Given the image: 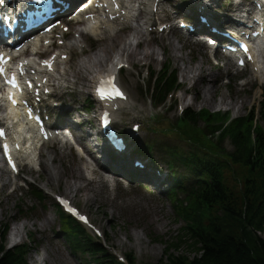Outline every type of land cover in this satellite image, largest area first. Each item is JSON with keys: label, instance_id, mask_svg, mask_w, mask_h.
<instances>
[{"label": "rangeland", "instance_id": "1", "mask_svg": "<svg viewBox=\"0 0 264 264\" xmlns=\"http://www.w3.org/2000/svg\"><path fill=\"white\" fill-rule=\"evenodd\" d=\"M123 39H125V37L123 36L119 37L116 44H114L113 46L115 47ZM154 50L157 52V59L159 60L160 57L162 59L161 51L156 45H154ZM176 53L179 56L182 55L180 51H176ZM199 53L202 54L201 49L199 50ZM186 61L187 62L185 66L187 67V69H190L191 66V70H192V72H187L188 77L192 73L201 72L203 74V79L197 81V89L199 93L197 95H195V90L193 94V91L190 89L191 85H193V82L185 81L186 86L184 88L189 89V91L191 92V94L187 96L188 101L186 103L192 106L193 110L196 111L198 109H205L210 112H216V111L230 112L232 116L246 114L249 106L253 103V96L246 95L244 102L245 94H242L240 91L243 90L244 88L249 87L251 83H253V79L248 72L245 73L243 72V74L247 76L248 84L246 86L242 87L236 83V80L240 78V76L236 77L235 79H232L234 76H229L230 83L229 85H226L225 83H223V81L220 78L222 77V79H224V77L228 75V74H224L226 70L225 66L223 67L220 66L219 67L220 69L218 71L219 73L214 75L208 67L206 56L200 59L190 60L189 61L190 63L188 62V60ZM199 63L202 64L204 67L201 66ZM181 67H183L182 64ZM179 80L181 83H183L181 77H179ZM123 81L126 82L127 84L126 87L130 92L129 96H132L134 91L137 90V88L135 85H131L130 82L133 83L134 81H136V79L129 80L123 77ZM86 92L87 91H85V95ZM245 92H248V90H246ZM206 94L213 96L212 102L204 103L205 101L203 100ZM144 110L145 113L138 114V117L150 116L149 107L146 106ZM97 111L98 110L94 109L92 112H90L91 115L89 116V118L94 119V114ZM138 124L141 125L140 121L138 122ZM127 127L129 129L130 125H127ZM92 129L98 130V127L96 125H93ZM96 139L99 141V136H97ZM97 143L99 144L98 145V150H99L101 149L102 143L100 141ZM107 151L108 150L106 149V154H104V156L110 154L109 152L107 153ZM155 158L157 160V165H152L149 161L143 159L147 167V173L153 177L154 175H156L157 169L161 170L162 172L161 177L163 178L164 184L170 185V181L166 176L168 174V170L165 165L167 159L164 156L161 157L159 155H156ZM132 162L133 160L130 156V158L127 159L126 170L133 174H140L141 171L134 168L132 166ZM165 190L166 189H163L162 191ZM61 193L65 194L63 183L61 186ZM134 195L135 194L133 190H129L128 192L121 191L119 192V196L115 198L113 201L117 203L119 206L123 205L126 200H130L132 203H135L134 201L136 199ZM144 195L148 197V194L144 193ZM73 202L83 211H86L90 215V218H92V220L95 223H98L100 226H102L105 229L106 233L110 238V246L113 247V249L110 248L109 250L113 254H117L123 257L125 254L132 253L135 256L136 264H154L158 262L163 255V251L170 245L176 244V247H174V250L172 251L182 250L185 247V246H180V244H178V242L176 241L177 235L173 232L174 230H176L177 227L183 226V222L182 221L175 222L174 220L175 213L171 205L167 202H163L162 200H160L159 202L156 201L154 205L155 210L157 211V215L159 216L158 224H162V226H164L162 231L167 232L165 233L164 236L162 233L160 234L156 230L152 231L154 232L153 234L157 236H161L160 240H156V241L152 240V238L148 236V231L150 230V228L144 231V235L140 232V235H137L132 238V236L129 234L131 228L135 227V229L140 230L145 224L142 223L139 218H133L131 215L126 214L125 218L123 219V221L126 222V225L124 224L121 225L124 226L123 229H116L114 228L113 225L109 223V215L108 214L106 216L102 215L101 211L98 209L96 204L91 205L89 202H85L83 199L79 197L73 198ZM1 210L4 211V204L3 206H0V226H2V224L4 223L9 224L8 232H7V246H11L16 242L23 241L26 238L28 231L30 230H38L39 232H41L43 229H52L57 231L58 235L56 237L62 238L63 241L60 239L61 245L59 247L53 246L50 243H45V250L48 255L46 256L47 257L46 264H88V262L91 261L89 256H84L81 253H75L74 251L69 249V247L67 246L64 240L62 233L59 230V222L57 220L56 215L54 214L52 205L51 204L49 205L48 200H47V211L45 212V214L51 221L50 227L41 226L40 224L34 225V221L31 218L24 220L22 218H18L17 216L10 217L15 212V209L8 210L6 208V210L4 211L5 214H2ZM7 216H9L10 218ZM128 216L131 218V221L127 220ZM12 220L15 221V223H13ZM23 225H25V227L22 229ZM15 227L19 229L18 236L16 238H11L10 237L11 229ZM46 232L48 231L46 230ZM86 232L90 234L88 230H86ZM260 236L264 239V233H262ZM166 238H170V239L167 240ZM137 241H140L142 243L141 246L142 248L136 246ZM175 255H182V253L181 252L175 253ZM186 256L192 257V255L189 254H187ZM30 264H34L33 261H30Z\"/></svg>", "mask_w": 264, "mask_h": 264}, {"label": "bare ground", "instance_id": "2", "mask_svg": "<svg viewBox=\"0 0 264 264\" xmlns=\"http://www.w3.org/2000/svg\"><path fill=\"white\" fill-rule=\"evenodd\" d=\"M138 2H144V0H128L124 4L123 10L125 11V16L122 17V21H115L112 24H109L98 20L97 24H93L87 27V29L79 31L82 41L88 37L87 33L85 32V30H87L92 34H104V37L102 38L103 42H101V45L86 58L81 57V59L74 65L71 71H65L62 75L60 71H57L56 77H60L58 79L59 83L64 81L68 75H72V77L74 78V81L72 83V86L74 87L73 89H75L76 91H82L84 88L89 87L87 83H90L93 79L101 78V75L103 73L109 71L110 65H112V69H114L116 68L118 63H129L131 65H147L156 60V53L153 50V44L149 41H146V33L141 31V26H148L150 21H142V13L136 15V3ZM30 19L33 20L35 18L33 16L30 17ZM121 24H130L132 27L135 24V26L132 28L133 34L129 41L124 40L122 42H119L114 47L113 45L117 42V36L115 33L117 32L118 28L116 29V27L121 26ZM231 34L234 35L233 33ZM134 39L137 43L136 47H133L131 43ZM74 42L76 44L80 43L79 41ZM36 46L37 43H33L30 45L31 48H35ZM254 50L256 53H259V51L261 50L264 51V38L256 44ZM173 57L177 63L181 62V64L183 65V67L179 68V73L182 78L185 81H192L193 88L195 89V95L199 94L197 89V81L203 79V74L201 72H197L190 74L188 77L187 72H192L191 66L190 69H187V67L185 66L187 61L183 56H176V54H174ZM115 61L118 62L115 63ZM203 101H205L204 103L212 102L213 96L206 94ZM125 105L128 104L121 105L120 109L125 108ZM117 115L118 114H115V116ZM28 134L33 136L32 131H29ZM93 137L94 135L89 132L86 139H91L92 141L94 139ZM37 143L38 142L32 138V142L28 147V151L30 152V154L33 148L37 146ZM25 159L27 160V163L31 164L32 160L30 159V155L25 156ZM52 160H56L60 163H65L66 169L63 171L58 169L52 171L43 164L42 169L43 171L47 172V177L45 178L46 186L59 187L61 182L63 181L65 194L68 197L73 198L78 196L85 202H89L91 205L94 203V199L105 201L108 203V199L104 195H101L96 188H94L93 177H97L101 183L106 184L103 176L98 174L97 170L90 169L87 164L81 162L73 165H68L65 155L61 152L56 153ZM10 181L11 179L9 177H6L4 182L2 183V187L8 184ZM2 214H5V212L2 211ZM144 214L147 218H158L157 216L153 215V211H144ZM41 218H43V225H46L49 222V219L46 216H43ZM11 235L13 237H17V227L11 230ZM136 246L141 247L142 243L140 241H137ZM42 262L44 263L43 260Z\"/></svg>", "mask_w": 264, "mask_h": 264}, {"label": "trees", "instance_id": "3", "mask_svg": "<svg viewBox=\"0 0 264 264\" xmlns=\"http://www.w3.org/2000/svg\"><path fill=\"white\" fill-rule=\"evenodd\" d=\"M201 116L207 117L200 114L194 115V118ZM250 122L251 118L246 117L240 119L237 126L248 127ZM260 136L264 137V134ZM208 158L206 155L193 156L192 163L197 170L209 173L214 179V185L203 201L208 205H217L224 218H216V223L209 230L195 235L200 245V257L188 262L181 256L168 254L167 261L159 264H264V241L254 233L264 229V183L261 186L255 182L248 183L239 194L238 205L235 191L228 189L227 183H222L217 169L207 165ZM3 238L4 233L0 237V264H23L22 248L7 250ZM96 250L104 253L101 247ZM130 262L134 263V259ZM105 264L118 263L109 260Z\"/></svg>", "mask_w": 264, "mask_h": 264}, {"label": "snow or ice", "instance_id": "4", "mask_svg": "<svg viewBox=\"0 0 264 264\" xmlns=\"http://www.w3.org/2000/svg\"><path fill=\"white\" fill-rule=\"evenodd\" d=\"M245 51H247V48L246 47H245ZM2 61H4V57H3L2 54H0V62H2ZM44 63L47 64V61H45ZM240 63L243 64L244 61L241 60ZM48 66H49V68L51 67V65H48ZM4 73H5V69L3 67H0V74H4ZM22 74H23V69H21V75ZM6 82L8 84H10L13 88L19 87V84H18V81H17V78H16L15 75H13L11 78H7L6 79ZM27 84H28V87H33V84H32L31 81H28ZM113 94H115V95H122V93H120L118 89H114ZM100 95L103 98L105 96V93L103 91H101L100 92ZM8 98H9V100H11V102L13 104H15L17 102L15 100V98H14V94H12V93L9 94V97ZM70 211H75V210L74 209H70ZM81 218L84 219L83 217H81Z\"/></svg>", "mask_w": 264, "mask_h": 264}]
</instances>
